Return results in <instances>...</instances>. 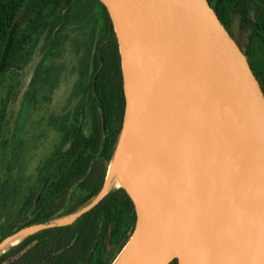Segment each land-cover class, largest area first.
<instances>
[{"label":"water","instance_id":"1","mask_svg":"<svg viewBox=\"0 0 264 264\" xmlns=\"http://www.w3.org/2000/svg\"><path fill=\"white\" fill-rule=\"evenodd\" d=\"M99 2L122 74L113 164L136 217L116 264H204L214 237L234 264H264V86L245 53L207 0Z\"/></svg>","mask_w":264,"mask_h":264},{"label":"rangeland","instance_id":"2","mask_svg":"<svg viewBox=\"0 0 264 264\" xmlns=\"http://www.w3.org/2000/svg\"><path fill=\"white\" fill-rule=\"evenodd\" d=\"M207 1L221 13L224 27L249 56L264 83V0ZM38 8L47 19L46 28L30 35L20 69L9 72L0 82V121L3 123L0 232L3 233L16 232L17 214L26 196L33 195L35 206L65 172L71 154L78 152L74 146L78 135H71L73 128H82L85 137L93 134L97 103L91 82L99 55L102 59L99 74L107 97L108 129L120 134L123 125L118 44L115 34L107 35L112 24L102 4L99 0H41ZM22 16L23 7L13 21L12 30L18 36L28 28L29 20H23ZM4 44L0 39V56ZM96 113L102 115L100 109ZM114 176L112 157L102 167L98 194L87 200L92 190L72 189L67 197V209L82 205L72 214H57L48 224L59 227L72 224L77 213L117 189L113 185ZM38 227H25L16 236L5 237L0 243L4 252L39 231ZM3 250L0 249V255ZM119 255L111 264L117 262Z\"/></svg>","mask_w":264,"mask_h":264},{"label":"trees","instance_id":"3","mask_svg":"<svg viewBox=\"0 0 264 264\" xmlns=\"http://www.w3.org/2000/svg\"><path fill=\"white\" fill-rule=\"evenodd\" d=\"M40 1L0 0V39L5 42L0 56V82L9 72L20 69L30 35L46 28L47 19L38 8ZM209 5L223 24L221 13ZM22 7V19L29 22L27 30L18 36L12 27L14 17ZM108 31L107 35L114 34L112 26H109ZM245 55L264 86L249 56ZM101 63L99 55L91 82L94 102L97 103L93 134L85 137L82 128L72 126L71 135H78V141L74 144L78 152L73 156L71 154L65 172L52 188L46 190L35 206L33 195L25 197L24 205L17 214L19 226L16 232H0V243L7 236H16L25 227L48 224L59 213L72 214L82 205L67 209V197L72 189L92 190L87 200L98 194L102 167L112 159L119 138L118 131L108 129L107 97L99 74ZM98 109L102 111V117L96 113ZM2 124L0 121V129ZM135 219L130 198L122 188H117L106 193L72 224L52 226L27 235L19 244L0 255V264H111L128 242ZM22 258L24 260L21 262ZM169 264H177V260Z\"/></svg>","mask_w":264,"mask_h":264},{"label":"bare ground","instance_id":"4","mask_svg":"<svg viewBox=\"0 0 264 264\" xmlns=\"http://www.w3.org/2000/svg\"><path fill=\"white\" fill-rule=\"evenodd\" d=\"M113 167H114V164H113ZM114 174L115 176L113 179V185L116 188H119L120 182L117 178L115 167H114ZM16 240L14 242L18 243L19 241L17 242ZM1 249L3 250V246L1 247ZM204 264H234V263L230 257V254L226 246L221 242V240L214 237V238H208L205 241Z\"/></svg>","mask_w":264,"mask_h":264}]
</instances>
